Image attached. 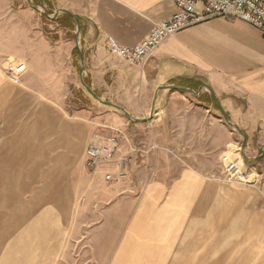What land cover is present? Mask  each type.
<instances>
[{
  "label": "rangeland",
  "instance_id": "obj_1",
  "mask_svg": "<svg viewBox=\"0 0 264 264\" xmlns=\"http://www.w3.org/2000/svg\"><path fill=\"white\" fill-rule=\"evenodd\" d=\"M42 1L0 0V45L5 46L7 40L15 46L30 41L42 48L44 39L46 53L59 66L57 76L48 78L47 92L41 94L47 106L41 111L25 108L22 105L28 99L23 94L8 113L0 108L1 126L38 115L51 120L60 115L63 127L72 119L83 121L76 128V143L81 140L82 147L78 155L63 156L59 173L7 172V184L11 181L13 188L11 197H0V214H7L0 217V263L264 264V165L253 170L247 164L251 155L243 156L238 131L219 125L225 120L215 104L207 113L195 108L192 97L190 117L205 116L206 121L190 128H205L206 138L212 134L210 140L201 141L205 145L202 151L178 156L156 150L153 118L144 124L130 122L123 129L113 119V114L121 118L123 114L96 100L81 83L80 77L90 89L104 86V62L95 63L93 84L89 73L92 46L81 43L76 30L67 31L53 22L50 16L61 10L55 0L45 7L38 4ZM14 61L26 67L25 60L11 57L3 62L2 72ZM113 131L124 135L121 154H125L126 165L115 160L90 170L85 159L87 146L100 143ZM228 133L234 140L226 146ZM162 137L165 140L164 133ZM218 139L225 146L214 152ZM223 154L236 158L249 183L224 180ZM53 158L46 157L45 169L52 168ZM107 172L123 175L107 182ZM4 176L0 172V184ZM177 181L181 182L177 187H169ZM155 182L167 187L155 188ZM9 223L13 234L6 232L5 236ZM42 246L45 254L30 251Z\"/></svg>",
  "mask_w": 264,
  "mask_h": 264
},
{
  "label": "crops",
  "instance_id": "obj_2",
  "mask_svg": "<svg viewBox=\"0 0 264 264\" xmlns=\"http://www.w3.org/2000/svg\"><path fill=\"white\" fill-rule=\"evenodd\" d=\"M55 1L57 8L65 9L77 18L81 43L85 41L92 46L89 55L92 69L89 73L93 84L97 78L95 63L104 62L101 69L106 80L104 86H91V89L119 108L104 104L123 114V118L113 114L114 123L122 124L126 130L130 122L144 124L147 119L153 118L156 150L190 156L193 150L202 151L205 145L202 146L201 141L210 140L212 134L206 138L205 128H190L204 125L206 118L190 117L189 98L195 100L196 109L209 113L210 106L215 104L214 95L227 117L225 119L222 115L225 122L219 125L238 131L241 152L245 157H249L247 153L251 155L246 162L253 170L264 165V35L259 30L239 19L211 18L165 39L145 66L140 68L110 54L105 47L107 38L113 37L123 46L139 44L155 24L175 12L171 0ZM47 3L49 0L38 2L44 7ZM65 16L73 21L72 30H76V22L68 14L59 13L53 22L59 28L72 31L62 24ZM41 43L42 48L37 42L30 41L15 46L7 40L5 46L0 45V108H4L5 113L19 103L17 99L23 94L28 99L24 101L27 105H22L25 108L34 107L41 111L47 106L41 94L47 92L48 78L57 76L59 66L52 63L46 53L44 39ZM11 57L21 58L26 63L17 83L5 80V71L2 72L3 62ZM11 63L19 65L17 61ZM215 107L220 111L216 104ZM38 116L22 123L6 121L4 127L0 122V158H6L0 159V172L5 174V180L0 184L3 200L8 195L11 197L13 188L11 181L7 184V172L48 170L56 174L61 171L63 156H75L81 150V140L76 143L79 140L76 128L83 126V121L72 119L66 123L70 127H63L60 115L53 120L44 116L48 121L42 115ZM229 135L224 140L226 146L229 140H234ZM224 142L222 139L214 141L213 151L221 150ZM47 156L54 158L52 168L45 169ZM259 174L262 175V171ZM179 183L177 181L175 186L169 187L175 188ZM154 187L165 188L167 185L155 182ZM167 203L173 204L171 200ZM5 215L1 213L0 217ZM10 224H6L3 235L13 234V229L9 230ZM30 251L45 254V247Z\"/></svg>",
  "mask_w": 264,
  "mask_h": 264
},
{
  "label": "built area",
  "instance_id": "obj_3",
  "mask_svg": "<svg viewBox=\"0 0 264 264\" xmlns=\"http://www.w3.org/2000/svg\"><path fill=\"white\" fill-rule=\"evenodd\" d=\"M175 12L166 20L158 22L150 30L147 37L134 46L120 45L113 37H108L106 48L108 52L130 65L143 68L159 45L178 31L202 23L211 18L224 17L247 22L264 35V0H171ZM19 64V63H18ZM7 79L17 83L24 71L20 64L9 63L4 68ZM124 135L113 131L98 144H89L85 151L86 166L97 170L100 166L113 163L115 160L122 166L126 165L125 154H121V142ZM221 173L224 180L231 183H249L245 171L236 158L228 154L220 157ZM123 174H104L109 182Z\"/></svg>",
  "mask_w": 264,
  "mask_h": 264
},
{
  "label": "water",
  "instance_id": "obj_4",
  "mask_svg": "<svg viewBox=\"0 0 264 264\" xmlns=\"http://www.w3.org/2000/svg\"><path fill=\"white\" fill-rule=\"evenodd\" d=\"M59 13H65V14H68V15H70V16H72L73 18H74V20H75V22H76V35H79V26H78V20H77V18L73 15V14H71L69 11H67V10H65V9H61L60 11H58V12H56V13H54L52 16H50V18L51 19H53V18H55ZM48 16V15H47ZM49 17V16H48ZM76 43L78 44V41H77V37H76ZM78 54H79V56H80V54H81V52H80V49L78 48ZM81 69L79 70V74H80V76H81ZM80 79H81V83L83 84V86L85 87V89L96 99V100H98L99 102H101V103H103V104H106V105H110V106H114V107H116V108H118L117 106H115L114 104H111V103H109V102H106V101H103V100H101L90 88H88V87H86L85 86V84L83 83V80H82V78L80 77ZM167 87H175V88H179V87H177V86H167ZM213 96V99H214V102H215V104L218 106V108L220 109V111L222 112V115L224 116V118L225 119H227V117H226V115H225V113H224V111L222 110V108H221V105H220V103H219V101L216 99V97L214 96V95H212ZM119 109V108H118Z\"/></svg>",
  "mask_w": 264,
  "mask_h": 264
},
{
  "label": "trees",
  "instance_id": "obj_5",
  "mask_svg": "<svg viewBox=\"0 0 264 264\" xmlns=\"http://www.w3.org/2000/svg\"><path fill=\"white\" fill-rule=\"evenodd\" d=\"M65 22H62L63 26L67 27L68 29L72 30L73 29V21L68 17L65 16Z\"/></svg>",
  "mask_w": 264,
  "mask_h": 264
},
{
  "label": "bare ground",
  "instance_id": "obj_6",
  "mask_svg": "<svg viewBox=\"0 0 264 264\" xmlns=\"http://www.w3.org/2000/svg\"><path fill=\"white\" fill-rule=\"evenodd\" d=\"M245 178L247 179V177L245 176ZM247 182H249L248 180H247Z\"/></svg>",
  "mask_w": 264,
  "mask_h": 264
}]
</instances>
